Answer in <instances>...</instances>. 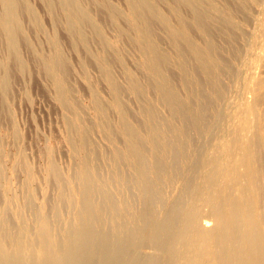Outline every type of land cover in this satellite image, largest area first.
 <instances>
[{"label":"rangeland","instance_id":"1","mask_svg":"<svg viewBox=\"0 0 264 264\" xmlns=\"http://www.w3.org/2000/svg\"><path fill=\"white\" fill-rule=\"evenodd\" d=\"M54 1L0 0V264H242L247 251L258 259L255 242L220 238L208 192L199 194L214 179L217 196L239 195L249 166L256 174L261 165L250 152L261 149L264 165V0ZM188 210L201 215L192 230ZM148 213L156 219L143 220Z\"/></svg>","mask_w":264,"mask_h":264},{"label":"bare ground","instance_id":"2","mask_svg":"<svg viewBox=\"0 0 264 264\" xmlns=\"http://www.w3.org/2000/svg\"><path fill=\"white\" fill-rule=\"evenodd\" d=\"M20 1V0H19ZM53 1V0H52ZM56 1V0H55ZM54 1V2H55ZM66 1V0H65ZM75 1V0H74ZM106 1V0H105ZM137 1V0H136ZM217 1V0H216ZM224 1V0H223ZM228 1H230V0H228ZM227 1V2H228ZM243 1V0H242ZM249 1V0H248ZM258 1H260V0H258ZM22 2V1H21ZM85 2V1H84ZM20 3V2H19ZM56 3V2H55ZM63 3V2H62ZM219 3V2H218ZM234 3H236V2H234ZM70 4V3H69ZM221 4V3H220ZM250 4V3H249ZM23 5V4H22ZM57 5H58V3H57ZM56 5V6H57ZM71 5H72V3H71ZM74 5V4H73ZM72 5V6H73ZM167 5V4H166ZM228 5H230L231 6V4L229 3ZM238 5V4H237ZM75 6V5H74ZM200 6V5H199ZM27 7V6H26ZM114 7V6H113ZM141 7V5L139 4L137 7H136V10H138V8H140ZM163 7V6H162ZM23 8V7H22ZM73 8V7H72ZM115 8V7H114ZM144 8V7H143ZM217 8H218V6H217ZM232 8V7H231ZM234 8V7H233ZM252 8V7H251ZM260 8V7H259ZM263 8V7H262ZM30 9H32V8H30ZM141 9V8H140ZM145 9V8H144ZM225 9V8H224ZM240 9L241 8H239V11H240ZM20 10H22L21 8H20ZM135 10V11H136ZM143 10V9H142ZM175 10V9H174ZM211 10V9H210ZM14 11H15V7L14 6H10L9 7V13L11 14H13L14 15ZM30 11V10H29ZM71 11V10H70ZM77 11V10H76ZM100 11V10H99ZM134 10H133V15L135 16V12ZM148 11V10H147ZM164 11H165V9H164ZM169 11V10H168ZM168 11H165V12H168ZM176 11V10H175ZM195 11V10H194ZM208 11V10H207ZM239 11H237L238 13H239ZM242 11H243V9H242ZM254 11H256L255 9H254ZM92 12V11H91ZM95 12V11H94ZM101 12V11H100ZM145 12V11H144ZM177 12V11H176ZM179 12V11H178ZM185 12V11H184ZM93 13V12H92ZM147 13V12H146ZM207 13H209V12H207ZM112 14V13H111ZM125 14V13H124ZM158 14V13H157ZM186 14V13H185ZM213 14H214V12H213ZM237 14V13H236ZM241 14V13H240ZM105 15V14H104ZM147 15H149L148 13H147ZM146 15V16H147ZM154 15V14H153ZM169 15V14H168ZM212 15V14H211ZM258 15V14H257ZM1 16V15H0ZM145 16V17H146ZM155 16V15H154ZM15 17V16H14ZM32 17V16H31ZM68 17V16H67ZM156 17V16H155ZM183 17V16H182ZM185 17H186V15H185ZM202 17V16H201ZM205 16H203V18H204ZM208 17V16H207ZM215 17V16H214ZM84 18V17H83ZM121 18V17H120ZM213 18V17H212ZM58 19V18H57ZM75 19V18H74ZM146 19V18H145ZM149 19V18H148ZM199 19V18H198ZM201 19V18H200ZM255 19V18H254ZM83 20V19H82ZM98 20H99V18H98ZM103 20V19H102ZM108 20V19H107ZM150 20H151V18H150ZM149 20V21H150ZM153 20V19H152ZM151 20V21H152ZM188 20V19H187ZM258 20V19H257ZM104 21V20H103ZM213 21V20H212ZM99 22H101V20H99ZM110 22V21H109ZM154 22V21H153ZM253 22V21H252ZM257 22V21H256ZM16 23V20H9V21H7L6 23H5V25L7 26V28L10 30V31H12V25H14ZM87 23V22H86ZM141 23H143V21H140V20H134V25H135V27H137L138 28V30L140 29V25L139 24H141ZM187 23V22H186ZM1 24V23H0ZM69 24V23H68ZM122 24V23H121ZM203 24H204V22H203ZM207 24V23H206ZM212 25V24H211ZM228 25V24H227ZM264 25V24H263ZM82 26V25H81ZM88 26H89V23H88ZM178 26V25H177ZM206 26V25H205ZM213 26V25H212ZM250 26V25H249ZM252 26H254V24L252 25ZM110 27V26H109ZM207 27V29H206V31L208 30V29H210V27H209V25L208 26H206ZM209 27V28H208ZM215 27V26H214ZM63 28V27H62ZM189 28H191V27H188V29ZM7 29V30H8ZM33 29V28H32ZM60 29V28H59ZM73 29V28H72ZM105 30H106V28H104ZM153 29V28H152ZM157 29V28H156ZM192 29H194V28H191V30ZM204 29V28H203ZM212 29V28H211ZM144 30H145V33H147V34H149L150 35V23L149 22H145L144 23ZM158 30V29H157ZM202 30V29H201ZM227 30V29H226ZM246 30V29H245ZM262 30V29H261ZM82 31V30H81ZM111 31V30H110ZM132 31V30H131ZM209 31H211V30H209ZM221 31V30H220ZM228 31H231V30H228ZM2 32V31H1ZM163 32V31H162ZM232 32V31H231ZM264 32V31H263ZM78 33V32H77ZM81 33V32H80ZM170 33V32H169ZM199 33V32H198ZM209 33V32H208ZM207 33V34H208ZM213 33H214V30H213ZM220 33V32H219ZM233 33H235V32H233ZM247 33V32H246ZM133 34V33H132ZM159 34V33H158ZM192 34V33H191ZM211 34V33H210ZM209 34V35H210ZM221 34H223V32L221 33ZM3 35V34H2ZM90 35V34H89ZM197 35V34H196ZM205 35V34H204ZM217 35V34H216ZM223 35H225V34H223ZM84 36V35H83ZM95 36V35H94ZM110 36V35H109ZM194 36V35H193ZM213 36V35H212ZM239 36V35H238ZM97 37H98V35H97ZM169 37V36H168ZM214 37V36H213ZM212 37V38H213ZM222 37V36H221ZM229 37V36H228ZM235 37V36H234ZM218 38V37H217ZM220 38V37H219ZM224 38V37H223ZM264 38V37H263ZM75 39H77V38H75ZM94 39V38H93ZM169 39H171V38H169ZM176 39V38H175ZM214 39H215V37H214ZM233 39V38H232ZM237 39V38H236ZM172 40V39H171ZM177 40V39H176ZM191 40V39H190ZM201 40V39H200ZM95 41V40H94ZM223 41H224V39H223ZM222 41V42H223ZM235 41V40H234ZM240 41H242V40H240ZM247 41V40H246ZM260 41V40H259ZM7 42V41H6ZM182 42V41H181ZM205 42V41H204ZM203 42V43H204ZM217 42H218V40H217ZM220 42V41H219ZM226 42V41H225ZM227 42H229V41H227ZM125 43H127V42H125ZM135 43V42H134ZM202 43V42H201ZM25 44V43H24ZM59 44V43H58ZM182 44V43H181ZM196 44V43H195ZM221 44V43H220ZM238 44H239V42H238ZM246 44V43H245ZM128 45V44H127ZM147 45V44H146ZM190 45V44H189ZM198 45V44H197ZM228 45V44H227ZM92 46V45H91ZM98 46V45H97ZM219 46V45H218ZM229 46V45H228ZM239 46V45H238ZM19 47H20V45H19ZM28 47H29V45H28ZM183 47L185 48V50H187V48L185 47V45H183ZM196 47V46H195ZM210 47V46H209ZM241 47H242V44H241ZM247 47V46H246ZM261 47V46H260ZM53 48V47H52ZM184 48H183V50H184ZM194 48V47H193ZM205 48V47H204ZM62 49V48H61ZM70 49V48H69ZM68 49V50H69ZM198 49V48H197ZM230 49V48H229ZM235 49V48H234ZM242 49V48H241ZM240 49V50H241ZM243 49H245V48H243ZM137 50H138V48H137ZM195 50V49H194ZM101 51V50H100ZM147 51V50H146ZM199 51V50H198ZM245 51V50H244ZM46 52V51H45ZM71 52H72V50H71ZM107 52V51H106ZM133 52V51H132ZM174 52V51H173ZM189 51L187 50V53H188ZM195 52V54H197L198 55V53H196V51H194ZM218 52V51H217ZM250 52V51H249ZM84 53V52H83ZM121 53V52H120ZM185 53H186V51H185ZM205 53V52H204ZM231 53V52H230ZM243 53V52H242ZM30 54V53H29ZM154 54V53H153ZM217 54V53H216ZM253 54V53H252ZM131 55V54H130ZM184 55V54H183ZM220 56H222V54L220 53L219 54ZM228 55V54H227ZM26 56V55H25ZM142 56H143V54H142ZM161 56V55H160ZM159 56V57H160ZM242 56H244V54L242 55ZM158 57V56H157ZM198 57H200L201 58V60H202V62H203V64H204V67L206 68V70H212L213 69V67H212V69H211V66L210 65H208V60L206 61V60H204V59H202L203 58V56L201 55V54H199L198 55ZM215 57V56H214ZM219 57V56H218ZM47 58V57H46ZM138 58V57H137ZM140 58V57H139ZM138 58V59H139ZM162 58V57H161ZM221 58V57H220ZM254 58V57H253ZM31 59V58H30ZM63 59V58H62ZM243 59V58H242ZM27 60V59H26ZM58 60V59H57ZM77 60V59H76ZM127 60H129V59H127ZM161 60V59H160ZM185 60V59H184ZM212 60V59H211ZM186 61V60H185ZM222 61H224V60H221V62ZM12 62V61H11ZM57 62V61H56ZM89 62V61H88ZM141 62V61H140ZM149 62V61H148ZM162 62V61H161ZM226 61H224V63H225ZM228 62V61H227ZM226 62V64H228ZM64 63V62H63ZM66 63V62H65ZM142 63V62H141ZM48 64V63H47ZM62 64V63H61ZM88 65H89V63H87ZM143 64V63H142ZM163 65H164V63H162ZM12 65V64H11ZM66 65H68V64H66ZM187 65H189V63L187 64ZM217 65V64H216ZM261 65V64H260ZM220 66V65H219ZM224 66H225V64H224ZM259 66V65H258ZM56 67H57V65H56ZM167 67V66H166ZM239 67H240V65H239ZM261 67V66H260ZM41 69V68H40ZM62 69H63V67H62ZM164 69V71H165V68H163ZM191 69V68H190ZM58 70H59V68H58ZM95 70V69H94ZM119 70H120V68H119ZM263 70V69H262ZM11 71V70H10ZM15 71V70H14ZM80 71V70H79ZM117 71V70H116ZM192 71V70H191ZM225 71V70H224ZM256 71V70H255ZM59 72V71H58ZM69 72V71H68ZM97 72V71H96ZM263 72V71H262ZM262 72H261V74H262ZM4 73V72H3ZM98 73V72H97ZM199 73V72H198ZM213 73V72H212ZM211 73V74H212ZM223 73V72H222ZM228 73V72H227ZM238 73V72H237ZM210 74V75H211ZM214 74V73H213ZM13 75V74H12ZM155 75V74H154ZM9 76V75H8ZM11 76V75H10ZM9 76V77H10ZM14 76V75H13ZM70 76V75H69ZM200 76V75H199ZM208 76H209V74H208ZM242 76V75H241ZM244 76V75H243ZM66 77V76H65ZM64 77V78H65ZM203 77V76H202ZM223 77V76H222ZM246 77V76H245ZM221 78V77H220ZM250 78V77H249ZM13 79V78H12ZM73 79V78H72ZM203 79V78H202ZM9 80V79H8ZM14 80V79H13ZM66 80V79H65ZM128 80V79H127ZM144 80H145V78H144ZM190 80V79H189ZM201 80V79H200ZM221 80V79H220ZM227 80V79H226ZM229 80H231V79H229ZM250 80V79H249ZM147 81V80H146ZM202 81V80H201ZM203 81H205V80H203ZM202 81V82H203ZM232 81V80H231ZM150 82V81H149ZM151 82H152V80H151ZM206 82V81H205ZM204 82V83H205ZM219 82V81H218ZM222 82V81H221ZM66 83H68V82H66ZM147 84V83H146ZM224 84V83H223ZM222 84V86L223 87H225L224 85ZM226 84V83H225ZM4 85V84H3ZM7 85V84H6ZM70 85V84H69ZM148 85V84H147ZM150 85V84H149ZM186 85V84H185ZM80 86V85H79ZM203 86H204V84H203ZM232 86H233V84H232ZM255 87H256V85H254ZM93 87H94V85H93ZM243 87V86H242ZM259 87V86H258ZM69 88H71V87H69ZM151 88V87H150ZM226 88H227V86H226ZM225 89V88H224ZM256 89V88H255ZM87 90V89H86ZM151 90V89H150ZM166 90H168V89H166ZM217 90V89H216ZM220 90V89H219ZM230 90V89H229ZM243 90V89H242ZM257 90V89H256ZM101 91V90H100ZM123 91V90H122ZM139 91V90H138ZM144 91H145V88H144ZM246 91V90H245ZM74 92V91H73ZM124 92V91H123ZM173 92V91H172ZM202 92V91H201ZM206 92V91H205ZM213 92V91H212ZM214 93V92H213ZM255 93V92H254ZM146 94H147V92H146ZM219 94V93H218ZM221 94H222V92H221ZM237 94V93H236ZM264 94V93H263ZM16 95H17V92H16ZM120 95V94H119ZM261 94H259V96H260ZM11 96V95H10ZM24 96V95H23ZM165 96V95H164ZM221 97H222V95H220ZM219 96V97H220ZM229 96V95H228ZM262 96V95H261ZM73 97V96H72ZM142 97V96H141ZM237 97V96H236ZM2 98V97H1ZM0 98V99H1ZM74 99H75V96L73 97ZM153 98V97H152ZM167 98L168 99H171L172 98V94L170 93V92H168L167 93ZM247 98V97H246ZM253 98V97H252ZM260 98V97H259ZM141 99V98H140ZM154 99V98H153ZM163 99V98H162ZM165 99V98H164ZM183 99V98H182ZM203 99H205V98H203ZM221 99V98H220ZM261 99H263V98H261ZM260 100V99H259ZM75 101H77V100H75ZM112 101V100H111ZM154 101H155V99H154ZM170 101V100H169ZM227 101V100H226ZM145 102V101H144ZM211 102V101H210ZM237 102V101H236ZM247 102V101H246ZM260 102V101H259ZM258 102V103H259ZM123 104H124V102H122ZM168 103V102H167ZM172 103V102H171ZM255 103V102H254ZM67 104V103H66ZM155 104H156V101H155ZM162 104V103H161ZM166 104V103H165ZM174 104V103H173ZM224 104V103H223ZM247 104V103H246ZM146 105H147V103H146ZM259 105H263V104H261V102L259 103ZM76 106V105H75ZM107 106V105H106ZM120 106V105H119ZM125 106V105H124ZM177 106V105H176ZM224 106V105H223ZM237 106V105H236ZM151 107H153V106H151ZM162 107H163V105H162ZM170 107V106H169ZM234 107V106H233ZM248 107V106H247ZM259 107V106H258ZM2 108V107H1ZM154 108V107H153ZM157 108V107H156ZM188 108V107H187ZM224 108V107H223ZM254 108H255V105H254ZM128 108H126V110H127ZM143 109V108H142ZM145 109V108H144ZM233 109V108H232ZM154 110V109H153ZM173 110V109H172ZM179 110V109H178ZM230 110V109H229ZM258 110V109H257ZM261 110V109H260ZM186 111V110H185ZM72 112V111H71ZM155 112V111H154ZM221 112H222V110H221ZM152 113V112H151ZM259 113V112H258ZM75 114V113H74ZM216 114V113H215ZM242 114V113H241ZM221 115V114H220ZM225 115V114H224ZM72 116H74V115H72ZM157 116V115H156ZM208 116V115H207ZM256 116V115H255ZM174 117V116H173ZM221 117V116H220ZM224 117V116H223ZM227 117V116H226ZM5 118V117H4ZM100 118V117H99ZM161 118V117H160ZM184 118H185V116H184ZM209 118V117H208ZM222 118V117H221ZM244 118V117H243ZM259 118V117H258ZM83 119V118H82ZM186 119V118H185ZM7 120H9V119H7ZM133 120V119H132ZM163 120V119H162ZM256 120V119H255ZM134 121H135V119H134ZM154 121V120H153ZM257 121V120H256ZM8 122V121H7ZM102 122V121H101ZM105 122V121H104ZM151 122V121H150ZM208 122V121H207ZM206 122V123H207ZM108 123V122H107ZM163 123H164V121H163ZM166 123V122H165ZM220 123V122H219ZM222 123V122H221ZM263 123H264V121H263ZM83 124V123H82ZM93 124V123H92ZM91 124V125H92ZM126 124V123H125ZM139 124V123H138ZM153 124V123H152ZM209 124V123H208ZM242 124V123H241ZM257 124V123H256ZM94 125V124H93ZM100 125V124H99ZM159 125H161V124H159ZM210 125V124H209ZM258 125V124H257ZM256 125V126H257ZM140 126V125H139ZM185 126V125H184ZM241 126V125H240ZM255 126V127H256ZM260 125H258V127H259ZM94 127V126H93ZM128 127H131V126H128ZM144 127V126H143ZM148 127V126H147ZM162 127V126H161ZM168 128H169V126H167ZM5 128V127H4ZM10 128H11V126H10ZM108 128V127H107ZM139 128V127H138ZM207 128V127H206ZM231 128H233V127H231ZM257 128V127H256ZM93 129V128H92ZM128 129V128H127ZM148 129V128H147ZM171 129V128H170ZM188 129V128H187ZM255 129V128H254ZM262 129H263V127H262ZM261 129V130H262ZM10 130V129H9ZM70 130V129H69ZM109 130V129H108ZM143 130V129H142ZM156 130V129H155ZM226 130H228V129H226ZM230 130V129H229ZM236 130V129H235ZM245 130V129H244ZM258 129H256V131H257ZM133 131H134V129H133ZM259 131V130H258ZM257 131V132H258ZM17 132V131H16ZM116 132V131H115ZM125 132V131H124ZM143 132H145V131H143ZM149 132V131H148ZM163 132V131H162ZM168 132H170V130L168 131ZM214 132H215V129H214ZM219 132V131H218ZM236 132V131H235ZM263 132V131H262ZM164 133V132H163ZM233 133H234V131H233ZM243 133H244V131H243ZM256 133V132H255ZM75 134V133H74ZM89 134V133H88ZM127 134H128V132H127ZM133 134V133H132ZM135 134V133H134ZM157 134V133H156ZM171 134V133H170ZM257 134V133H256ZM84 135H85V133H84ZM146 135V134H145ZM155 135V134H154ZM188 135V134H187ZM251 135H252V133H251ZM117 136V135H116ZM130 136V135H129ZM221 136V135H220ZM228 136H229V134H228ZM235 136V135H234ZM233 136V137H234ZM255 136V135H254ZM115 137V136H114ZM138 137V136H137ZM154 137V136H153ZM173 137V136H172ZM213 137H214V134H213ZM232 137V136H231ZM257 137H259V136H257ZM17 138V137H16ZM116 138V137H115ZM168 138H169V136H168ZM179 138V137H178ZM212 138V137H211ZM210 138V139H211ZM70 139H71V137H70ZM139 139V138H138ZM174 139V138H173ZM214 139V138H213ZM231 139H234V138H230V140ZM238 139V138H237ZM258 139V138H257ZM261 139V138H260ZM87 140V141H86ZM156 140V139H155ZM263 140V139H262ZM71 141V140H70ZM85 141L86 142H88V139L87 138H85ZM61 142V141H60ZM62 142H63V140H62ZM76 142H77V139H76ZM85 142V143H86ZM120 142V141H119ZM143 142V141H142ZM160 142V141H159ZM214 142V141H213ZM233 142H235V141H233ZM237 142V141H236ZM252 142V141H251ZM261 142V141H260ZM177 143V142H176ZM210 143H211V141H210ZM220 143V142H219ZM256 143H259V141H256ZM262 143V142H261ZM1 144V143H0ZM123 144V143H122ZM133 144V143H132ZM131 144V145H132ZM158 144V143H157ZM233 144V143H232ZM231 144V145H232ZM239 144V143H238ZM75 145V144H74ZM73 145V146H74ZM134 145V144H133ZM132 145V146H133ZM235 145V144H234ZM242 145V144H241ZM250 145H252L253 146V144H250ZM256 145V144H255ZM258 145H260V144H257L256 146L258 147ZM62 146H63V144H62ZM87 146V145H86ZM85 146V147H86ZM263 146H264V144H263ZM89 147V146H88ZM216 147V146H215ZM214 147V148H215ZM242 147V146H241ZM248 147V146H247ZM146 148V147H145ZM237 148H238V146H237ZM54 149H56V148H54ZM156 149V148H155ZM218 149V148H217ZM231 149V148H230ZM252 149V148H251ZM258 149V148H257ZM263 149V148H262ZM74 150H76V149H74ZM256 150V149H255ZM261 150V149H260ZM260 150L258 149V150H256V151H254V152H250V153H252V154H250L249 153V151H248V153L250 154V155H252L251 157H253V159H257V162H258V164L260 165V167L258 168L259 170L257 171V173L255 174L253 171V169H255V165H250L249 166V170H250V172L252 173H250L249 175L251 176V182L249 183V185H247L245 188L243 187L241 190H240V193H239V195H234V192H232V194H231V196L229 197V195H227L229 198H227V197H225L223 194H220V195H216V194H219V193H216L215 192V187L213 186V182L214 181H216V180H214V179H210V185L208 184V186H204L203 187V189L204 190H206V191H204V192H202L201 194H199V195H202V194H204L205 192H208V196H209V198H208V204H210L213 208H214V211H213V214H212V216H215L217 219H218V222H219V232H218V235L220 236V238L222 237L224 240L225 239H228L229 240V237L231 238H233V240L234 241H238L240 244H242V245H245V244H248V242H255V244H256V247L258 248V249H261V255H260V257L258 258V259H253V255H249V254H247L248 253V251H247V253H245V254H243V255H241L240 257H237L236 258V260L238 261L239 260V262L240 263H242V264H264V183H263V176H262V174H263V172H264V165L262 164V162H261V160H260V158H261V152H260ZM206 151V150H205ZM235 151V150H234ZM245 151V150H244ZM56 152V151H55ZM93 152V151H92ZM233 152V151H232ZM57 153H58V151H57ZM214 153H215V151H214ZM96 154H97V152H96ZM101 154V153H100ZM139 154V153H138ZM200 154V153H199ZM203 155H204V153H202ZM213 154V153H212ZM224 154V153H223ZM248 154V155H249ZM135 155V154H134ZM151 155V154H150ZM216 155V154H215ZM231 155V154H230ZM237 155V154H236ZM57 156V155H56ZM59 156V155H58ZM113 156V155H112ZM112 156H111V159H112ZM229 156V155H228ZM233 156V155H232ZM243 156V155H242ZM242 156H241V159H242ZM54 157V156H53ZM210 157V156H209ZM220 157H221V155H220ZM248 157V156H247ZM246 157V158H247ZM58 158V157H57ZM201 158V157H200ZM213 158V157H212ZM235 158V157H234ZM250 158V157H249ZM95 159V158H94ZM97 159V158H96ZM110 159V158H109ZM123 159V158H122ZM140 159V158H139ZM240 159V160H241ZM244 159V158H243ZM253 159H252V162H253ZM108 160V159H107ZM204 160V159H203ZM214 160V159H213ZM213 160H211V159H207L206 158V160L204 161V165H203V168H208V167H210L211 168V166L213 165V164H215L214 162H213ZM217 160H219V159H217ZM223 161V160H222ZM227 161V160H226ZM251 161V160H250ZM109 162V161H108ZM113 162V161H112ZM197 162H198V160H197ZM224 162V161H223ZM228 162V161H227ZM234 162V161H233ZM249 162V161H248ZM251 162V163H252ZM53 163H55V161L53 162ZM22 164H24V163H22ZM75 164V163H74ZM88 164V163H87ZM91 164V163H90ZM93 164V163H92ZM199 164V163H198ZM221 163H219V165H220ZM236 164V163H235ZM239 164V163H238ZM19 165V164H18ZM54 165V167H55V164H53ZM117 165V164H116ZM217 165V164H216ZM230 165V164H229ZM249 165V164H248ZM17 166V165H16ZM73 166V165H72ZM75 166V165H74ZM91 166V165H90ZM218 166V165H217ZM238 166V165H237ZM247 166V165H246ZM15 167V166H14ZM53 167V166H52ZM88 167V166H87ZM87 167H85V168H87ZM120 167V166H119ZM227 167V166H226ZM225 167V168H226ZM231 167V166H230ZM244 167V166H243ZM56 168V167H55ZM96 168V167H95ZM219 168V167H218ZM224 168V169H225ZM242 168V167H241ZM96 169H98V168H96ZM157 169V168H156ZM197 169V168H196ZM227 169V168H226ZM53 170V169H52ZM51 170V171H52ZM73 170V169H72ZM203 170V169H202ZM207 170V169H206ZM242 170H244V169H242ZM24 171V170H23ZM54 171V170H53ZM53 171H52V173H53ZM55 171L56 172H58V170L57 169H55ZM78 171H79V169H78ZM88 171H89V169H88ZM91 171H92V169H91ZM97 171V170H96ZM100 171V170H99ZM197 171V170H196ZM199 171V170H198ZM237 171H238V169H237ZM98 172V171H97ZM192 172V171H191ZM221 172H222V167L220 166V171H219V174H221ZM239 172V171H238ZM248 172V171H247ZM15 173V172H14ZM51 173V172H50ZM51 173V174H52ZM61 172L59 171L58 172V174L61 176L62 175V173L60 174ZM73 173V172H72ZM56 174V173H55ZM91 175H92V173H90ZM99 174V173H98ZM181 174V173H180ZM192 174H194V173H192ZM219 174H218V176H219ZM222 174H225V172L224 173H222ZM229 174H230V172H229ZM238 174V173H237ZM248 174V173H247ZM39 175V174H38ZM90 175V177H92ZM198 175V174H197ZM211 175H212V173H211ZM234 175H235V173H234ZM248 175V176H249ZM57 176V175H56ZM55 176V177H56ZM65 176V175H64ZM73 176H75V175H73L72 174V177ZM80 176V175H79ZM98 176V175H97ZM100 176V175H99ZM106 176V175H105ZM128 176V175H127ZM200 176V175H199ZM240 176V175H239ZM245 176V175H244ZM247 176V175H246ZM247 176V177H248ZM52 177V176H51ZM54 177V178H55ZM207 177V176H206ZM234 177V176H233ZM59 178V177H58ZM62 178H64V177H62ZM61 177L59 178V179H61V181H64L63 179H62ZM74 178V177H73ZM73 178H72V180H73ZM128 178V177H127ZM189 178H191V177H189ZM200 178V177H199ZM208 178V177H207ZM220 178V177H219ZM240 178V177H239ZM99 179V178H98ZM225 179V178H224ZM86 180V179H85ZM93 180V179H92ZM190 180V179H189ZM234 180H236V179H233V181ZM244 180V179H243ZM246 180V179H245ZM248 180V179H247ZM246 180V181H247ZM52 182H53V180H51ZM65 181H66V179H65ZM74 181V180H73ZM192 181V180H191ZM227 181V180H226ZM228 181H230V180H228ZM233 181H232V184L230 185V189H232V190H235V186L237 187V185H238V179H237V182L235 181V184H233ZM239 181H240V179H239ZM219 182V181H218ZM240 182H242V181H240ZM86 183V182H85ZM94 183V182H93ZM215 183V182H214ZM228 183V182H227ZM226 183V184H227ZM247 183V182H246ZM245 183V184H246ZM51 184H54V182L53 183H51ZM67 184H69V183H67ZM222 184H224V183H222ZM244 184V183H243ZM244 184V185H245ZM76 187H78V184L76 183ZM86 185V184H85ZM114 185V184H113ZM204 185H207V182H206V184H204ZM217 185H219L218 183H217ZM216 185V186H217ZM225 185V184H224ZM51 186V185H50ZM56 186V185H55ZM86 186H88V185H86ZM90 186V185H89ZM197 186V185H196ZM198 186H199V184H198ZM210 186V187H209ZM189 187H192V186H190L189 185ZM227 187V186H226ZM242 187V186H241ZM133 188V187H132ZM146 188V187H145ZM198 188V187H197ZM224 188V187H223ZM53 189V188H52ZM65 189H66V187H65ZM183 189H185V188H183ZM190 189V188H189ZM192 189V188H191ZM195 189H196V187H195ZM202 189V187L201 188H199L198 190H201ZM222 189V188H221ZM182 190V189H181ZM55 191H57V190H55ZM83 191V190H82ZM191 191V190H190ZM193 191V190H192ZM191 191V192H192ZM219 191V190H218ZM223 191V190H222ZM228 191H229V189H228ZM51 192V191H50ZM147 192V191H146ZM190 192V193H191ZM195 192H198V191H196L195 190ZM220 192V191H219ZM231 191H229L228 193H230ZM88 193V192H87ZM133 193V192H132ZM181 193V192H180ZM180 193H179V195H180ZM189 193V194H190ZM193 193V192H192ZM86 194V193H85ZM101 194V193H100ZM154 194V193H153ZM41 195V194H40ZM50 195V194H49ZM88 195V194H87ZM179 195H178V197H179ZM199 195H197V193H196V195H195V197L193 198V202H192V210L193 209H195L196 211H197V209H196V207H198V205H199V202H200V196ZM222 195V196H221ZM204 196V195H203ZM207 196V197H208ZM41 197V196H40ZM103 197V196H102ZM1 198V197H0ZM50 198H52V197H50ZM104 198V197H103ZM181 198V197H180ZM182 198H183V196H182ZM32 199V198H31ZM88 199V198H87ZM185 199V198H184ZM187 199V198H186ZM33 200V199H32ZM188 200V199H187ZM192 200V199H191ZM1 201V200H0ZM3 201V200H2ZM49 201V200H48ZM97 201V200H96ZM114 201V200H113ZM181 201V200H180ZM189 201V200H188ZM65 202H66V200H65ZM86 202H87V200H86ZM190 202V201H189ZM27 203H29V201L27 202ZM48 203V202H47ZM92 204H93V202H91ZM183 203V202H182ZM65 205L67 204V203H64ZM74 204V203H73ZM83 205H82V207L84 206V202L82 203ZM187 204V203H186ZM36 205V204H35ZM63 205V204H62ZM89 205H90V203H89ZM88 204L86 205V207L87 206H89ZM179 205H180V203H179ZM182 205H184V204H182ZM206 205V204H205ZM28 206V205H27ZM49 206V205H48ZM58 206V205H57ZM64 206V205H63ZM74 206V205H73ZM72 206V207H73ZM92 206V205H91ZM207 206V205H206ZM117 207V206H116ZM180 207V206H179ZM209 207V206H208ZM38 208V207H37ZM65 208H67V207H65ZM91 208V207H90ZM183 208H184V206H183ZM203 208V207H202ZM206 208V207H205ZM85 209V208H84ZM84 209H83V212H84ZM108 209V208H107ZM143 209V208H142ZM173 209V208H172ZM52 210V209H51ZM92 210V209H91ZM102 210H105V209H102ZM149 210V209H148ZM185 210V209H184ZM191 210V209H190ZM202 210V209H201ZM50 211V210H49ZM64 211H66V210H64ZM109 211V210H108ZM198 211H199V209H198ZM89 212V211H88ZM110 212V211H109ZM187 212H189V214L190 215H187L188 216V218L191 220H189L190 222H192V226L191 227H189L190 228V230H192V228H194V226H195V224H193L196 220H198V219H200V217H201V215H199L197 212L195 213V211H193V213H192V215H191V212L188 210ZM50 213V212H49ZM128 213V212H127ZM210 213H212V212H210ZM33 214V213H32ZM47 214V213H46ZM52 214V213H51ZM56 214H58V213H56ZM67 214V213H66ZM73 214V213H72ZM174 214V213H173ZM207 214V213H206ZM151 215H153V213L152 214H142L141 216L142 217H144V219L143 220H147V221H150V220H154V219H156L155 217H154V215L153 216H151ZM177 216V215H176ZM204 216V215H203ZM206 216V215H205ZM97 217V216H96ZM167 217V216H166ZM215 217H213V219L215 218ZM83 218V217H82ZM98 218V217H97ZM175 218V217H174ZM187 218V219H188ZM209 218H211V214H210V217ZM96 219V218H95ZM205 219H207L206 217H205ZM12 220V219H11ZM82 220V219H81ZM211 220V219H210ZM72 221H73V219H72ZM71 221V222H72ZM84 221V220H83ZM157 221V220H156ZM164 221V220H163ZM13 222V221H12ZM56 222V221H55ZM98 222V221H97ZM143 222V221H142ZM155 222V221H154ZM188 222V221H187ZM213 222H214V220H213ZM52 222H50V224H51ZM99 223V222H98ZM197 223V222H196ZM3 224V223H2ZM53 224V223H52ZM52 224H51V227H52ZM73 224V223H72ZM211 224H213V223H210L209 221L208 222H206V223H204V226L205 227H209V226H212ZM16 225V224H15ZM100 225V224H99ZM217 225V224H216ZM249 225H252V227L251 228H248V226ZM13 226V225H12ZM11 226V227H12ZM71 226V225H70ZM103 227H104V224L102 225ZM214 226V225H213ZM102 227V228H103ZM216 227V226H215ZM99 228V227H98ZM111 228V227H110ZM188 228V229H189ZM96 229V228H95ZM94 229V230H95ZM101 229V228H100ZM196 229V228H195ZM59 230H61V229H59ZM84 230V229H83ZM93 230V229H92ZM97 230V229H96ZM103 230V229H102ZM202 231V230H201ZM110 232V231H109ZM204 232V231H203ZM209 232V231H208ZM34 233V232H33ZM42 233V232H41ZM84 233V232H83ZM102 233V232H101ZM195 233V232H194ZM197 233H198V231H197ZM205 233V232H204ZM79 234V233H78ZM207 233H205V235H206ZM204 235V236H205ZM208 235V234H207ZM97 236V235H96ZM101 236V235H100ZM184 236H185V234H184ZM187 236H189V235H187ZM213 236H215V235H213ZM208 237V236H207ZM211 238V237H210ZM79 239V238H78ZM83 240V239H82ZM217 240V239H216ZM193 241V240H192ZM220 241V240H219ZM218 241V242H219ZM205 242H206V240H205ZM204 242V243H205ZM210 242H211V240H210ZM222 242H223V240H222ZM91 243V242H90ZM189 243V242H188ZM187 243V244H188ZM191 243V242H190ZM225 243V242H224ZM228 243V242H227ZM234 244V243H233ZM80 245V244H79ZM84 245H86V243L84 244ZM238 245V244H237ZM81 246V245H80ZM196 246V245H195ZM199 246V245H198ZM227 246H228V244H227ZM248 246V245H247ZM233 247V246H232ZM71 248V247H70ZM191 248V247H190ZM228 248V247H227ZM229 249V248H228ZM233 249V248H232ZM250 249V248H249ZM71 250V249H70ZM77 250V249H76ZM185 250H186V247H185ZM221 251V250H220ZM228 251V250H227ZM260 251V250H259ZM5 252V251H4ZM188 252H189V250H188ZM187 252V253H188ZM208 252V251H207ZM219 252V251H218ZM78 253V252H77ZM82 253H83V251H82ZM87 253V252H86ZM84 254V253H83ZM209 254V253H208ZM232 254V253H231ZM216 255V254H215ZM14 256V255H13ZM76 256V255H75ZM84 256V255H83ZM186 256H187V254H186ZM1 257V256H0ZM79 258H81V256L79 257ZM224 258V257H223ZM1 259V258H0ZM18 259V258H17ZM200 259H202V257L200 258ZM217 259V258H216ZM222 259V258H221ZM228 259V258H227ZM75 260V259H74ZM218 260H219V258H218ZM233 260V259H232ZM84 261V260H83ZM88 261V260H87ZM228 262V261H227ZM78 263V262H77ZM79 263H80V261H79ZM91 263V262H90ZM195 263V262H194ZM226 263V262H225ZM237 263V262H236ZM80 264H84V263H80ZM199 264V263H198ZM201 264V263H200ZM233 264V263H232Z\"/></svg>","mask_w":264,"mask_h":264}]
</instances>
